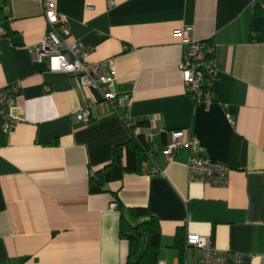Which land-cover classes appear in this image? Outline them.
Listing matches in <instances>:
<instances>
[{
  "label": "crops",
  "instance_id": "0c3cea01",
  "mask_svg": "<svg viewBox=\"0 0 264 264\" xmlns=\"http://www.w3.org/2000/svg\"><path fill=\"white\" fill-rule=\"evenodd\" d=\"M44 2L67 20L68 41L88 51L87 62L112 60L117 90L132 97L126 120L143 123L135 129L149 142L143 173L108 192L89 193V177L130 131L96 92L50 71L57 60H33L47 30ZM2 17L0 89L19 84L23 119L0 133V264H126L113 202L158 220L164 264H197L201 255L186 245L181 255L177 233L264 264V0H0ZM181 28L215 48L209 106L182 84ZM91 101L89 122L77 125L74 113ZM174 130L191 131L201 154L230 169L226 188L189 182L185 149L171 161L163 155Z\"/></svg>",
  "mask_w": 264,
  "mask_h": 264
},
{
  "label": "built area",
  "instance_id": "2783aa9c",
  "mask_svg": "<svg viewBox=\"0 0 264 264\" xmlns=\"http://www.w3.org/2000/svg\"><path fill=\"white\" fill-rule=\"evenodd\" d=\"M111 3V2H110ZM5 13V6L2 7ZM43 16L47 24L44 37L31 51L33 60L37 63L57 60L56 67L49 63V70L64 72L73 76L80 87H86L97 93L100 100L111 109V113L126 121L127 110L132 104L130 93L117 90L115 68L112 60L97 63L86 61L88 51L77 41H68L70 36L67 20L56 10L52 2L43 3ZM6 20L0 19V36L5 33ZM183 47L181 61L178 66L181 81L187 93L196 104L209 106L213 101L212 83L216 75L215 48L205 41L194 40L190 28L175 30ZM19 84L14 83L0 89V133L5 134L22 121V111L17 105ZM91 102H85L75 113L77 125H85L91 117ZM228 121L234 124L233 116ZM186 136V139L184 137ZM187 151L186 170L189 182H198L212 187L226 188L229 183L230 169L222 162L211 160L201 154L198 139L188 130H174L170 133V141L161 152L171 161L178 150ZM159 169L152 167L151 173ZM115 208L113 202L110 205ZM186 246L198 249L201 255L197 264H241L248 258L238 252L220 250L212 246L211 240L196 233L186 235ZM157 264L164 262L157 261Z\"/></svg>",
  "mask_w": 264,
  "mask_h": 264
},
{
  "label": "trees",
  "instance_id": "16d2710c",
  "mask_svg": "<svg viewBox=\"0 0 264 264\" xmlns=\"http://www.w3.org/2000/svg\"><path fill=\"white\" fill-rule=\"evenodd\" d=\"M257 11L256 5L255 12ZM138 125L143 123L137 122L128 126L130 131L128 141L115 146L112 160L91 174L89 193L108 192L109 184L120 181L123 175L143 173V165L147 161L149 152V142L135 132ZM2 136L0 134V145L4 144ZM116 208L120 212L119 235L127 240L129 246L126 264H157L161 237L158 220L142 207L125 208L117 204ZM180 235L181 233L176 234L175 246L182 255L186 236Z\"/></svg>",
  "mask_w": 264,
  "mask_h": 264
}]
</instances>
